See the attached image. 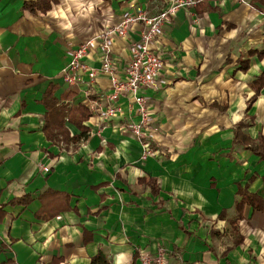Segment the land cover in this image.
<instances>
[{
    "label": "crops",
    "instance_id": "1",
    "mask_svg": "<svg viewBox=\"0 0 264 264\" xmlns=\"http://www.w3.org/2000/svg\"><path fill=\"white\" fill-rule=\"evenodd\" d=\"M25 1L0 0V262L90 264L103 251L106 264L163 252L168 264H264V207L237 203L264 204V158L235 141L240 124L244 139L264 136V0H197L170 16L157 81L140 90L152 153L119 129L140 121L130 93L113 103L106 74L79 68L69 84L63 71L84 41L99 69L103 28L169 0H58L47 12ZM141 27L113 36L121 75ZM79 105L90 115L76 141L66 112ZM109 105L121 111L106 122Z\"/></svg>",
    "mask_w": 264,
    "mask_h": 264
},
{
    "label": "built area",
    "instance_id": "2",
    "mask_svg": "<svg viewBox=\"0 0 264 264\" xmlns=\"http://www.w3.org/2000/svg\"><path fill=\"white\" fill-rule=\"evenodd\" d=\"M197 4V0H169L167 7L149 15L145 10L138 11L134 14H129L124 17L121 23L112 27L103 28L99 33L101 39V46L104 49L99 69L91 68L84 63L83 58L88 55V46L92 41H84L77 45L72 50V57L68 66L63 71V77L69 84L77 83L78 69L88 72L91 80H94L99 73L106 74L110 77L112 86L109 93L104 96L111 102L115 103L121 95H128L129 93L135 99L138 105L137 112L139 114V122L131 121L130 123H123L119 125L122 132H131L142 143L148 153H152L150 147L148 129L150 126L149 108L146 105V97L140 93L143 87H151L158 78V74L164 63L162 53L155 50L154 44L160 35L163 26L169 21L170 16L174 15L176 11L184 7H192ZM260 14L264 18V7L261 8ZM142 22L140 29L139 40L133 43V54L128 60V63L123 67V74L121 75L115 67L112 59V40L115 34L126 36L127 29L130 24ZM85 105L91 111L97 112L102 110L101 100L96 98L86 97ZM121 111L119 106L109 105L103 109V120L107 122L108 117L115 115L117 111ZM140 264H168L166 263L165 254L158 253L155 256L150 254H140Z\"/></svg>",
    "mask_w": 264,
    "mask_h": 264
},
{
    "label": "trees",
    "instance_id": "3",
    "mask_svg": "<svg viewBox=\"0 0 264 264\" xmlns=\"http://www.w3.org/2000/svg\"><path fill=\"white\" fill-rule=\"evenodd\" d=\"M56 2H58V0H28V1L26 0L24 3V7L28 8L32 12H47L50 9H52V5ZM262 53H264V51ZM263 76L264 75L259 76L258 79H262ZM48 93H50V90L47 91L46 96H49ZM61 113L62 112H59L60 116H61ZM66 114H68V119L77 123L80 129V133L76 135L75 134L72 135L71 140L74 139L77 141L82 138L86 139L88 127L83 125L82 121L86 120L90 115L88 108L84 107L83 105H79V106H76L75 108L68 109ZM61 124L63 126V123ZM242 125L243 124H240L238 129L236 130V135H235L236 140L235 141L239 140V142L243 143V145H247L248 147L256 151L259 155H261L264 158V136H260L258 141H253L247 137L244 139L242 136H245V134L243 133L244 134L243 135L242 132L239 131V128H241ZM60 132H62V134L64 133L63 130H60ZM150 147L153 148L151 142H150ZM255 197L256 196H253V195L252 196L248 194L245 195L242 199H240L237 202L238 207H242L244 204H248V203L254 205L256 208L264 207V204L260 205L259 203H254V199H256ZM2 207L3 206L0 207V216L3 214ZM106 263H108V258L106 256V253H104L103 251H100L97 255L93 256L90 262V264H106ZM0 264H6V262L4 263L0 262Z\"/></svg>",
    "mask_w": 264,
    "mask_h": 264
}]
</instances>
